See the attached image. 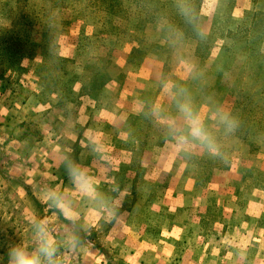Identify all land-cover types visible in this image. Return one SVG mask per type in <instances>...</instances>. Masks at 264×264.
Listing matches in <instances>:
<instances>
[{
  "label": "rangeland",
  "instance_id": "rangeland-1",
  "mask_svg": "<svg viewBox=\"0 0 264 264\" xmlns=\"http://www.w3.org/2000/svg\"><path fill=\"white\" fill-rule=\"evenodd\" d=\"M21 2L34 29L0 42V264L14 244L34 247L30 220L47 226L61 264H264V0ZM17 15L18 0H0V41ZM180 90L220 156L178 146Z\"/></svg>",
  "mask_w": 264,
  "mask_h": 264
},
{
  "label": "clouds",
  "instance_id": "clouds-1",
  "mask_svg": "<svg viewBox=\"0 0 264 264\" xmlns=\"http://www.w3.org/2000/svg\"><path fill=\"white\" fill-rule=\"evenodd\" d=\"M165 87H168V85H165ZM180 97L177 99V108L187 126V135L178 137V146L183 149L190 145L191 140L198 143L211 156H220V147L216 137L205 124L204 119L194 109L191 100L182 98L183 90H180ZM213 118L229 133L234 132L239 127L238 119L233 117L227 110L218 111ZM68 172L70 179L78 188L93 199L96 198L95 188L83 172L75 168H69ZM115 190L119 191L118 188ZM44 200L46 203L51 201L49 207L59 209L66 219L76 220L77 217L71 208L55 193H48ZM104 211L106 213V222L111 223L116 219L115 209H109L105 205ZM29 223L34 231V247L29 250L23 243L14 244L7 251V264H61L59 258L60 246L51 235L47 226L42 221L37 220H30ZM66 244L70 251H75L81 244V240L76 235H70L66 238ZM87 244L91 246V241H88Z\"/></svg>",
  "mask_w": 264,
  "mask_h": 264
},
{
  "label": "trees",
  "instance_id": "trees-1",
  "mask_svg": "<svg viewBox=\"0 0 264 264\" xmlns=\"http://www.w3.org/2000/svg\"><path fill=\"white\" fill-rule=\"evenodd\" d=\"M21 0H18V17L15 20L14 23V31H12L11 33H7L6 35H3L1 38V43L5 44V43H10L11 40H13L14 38H17V40H19V36L21 34V32L25 29V31L27 32V29L32 30L34 29V25H30V23L28 22V20L25 17V14L21 11ZM157 6H163V9L166 7L165 4H163L162 2L158 1V3H155ZM186 19L183 18V16H180L179 18H177V20L175 19L176 24L179 25V28H181L183 26V23H185ZM19 31V35L18 37H16V32ZM24 31V32H25ZM16 40V41H17ZM15 42H12V44H14ZM19 44L22 46L23 51H26L25 54V59L27 58H31V57H35V49L38 47L37 44H34L32 42L31 37H25L24 39H21ZM38 54V52H37Z\"/></svg>",
  "mask_w": 264,
  "mask_h": 264
}]
</instances>
